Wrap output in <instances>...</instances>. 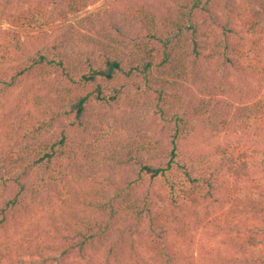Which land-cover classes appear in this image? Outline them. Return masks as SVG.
I'll return each instance as SVG.
<instances>
[{"label": "trees", "instance_id": "obj_1", "mask_svg": "<svg viewBox=\"0 0 264 264\" xmlns=\"http://www.w3.org/2000/svg\"><path fill=\"white\" fill-rule=\"evenodd\" d=\"M96 1L0 0V264H264V0H122L68 22ZM214 69L229 83L190 86ZM213 199L252 224L217 227L237 257L193 252Z\"/></svg>", "mask_w": 264, "mask_h": 264}, {"label": "rangeland", "instance_id": "obj_2", "mask_svg": "<svg viewBox=\"0 0 264 264\" xmlns=\"http://www.w3.org/2000/svg\"><path fill=\"white\" fill-rule=\"evenodd\" d=\"M122 0H97L94 4L90 5L88 8L84 9L81 13L72 15L68 22H72L73 24L77 23V21L84 17L85 15L91 14L93 12H97L102 10L112 3H117ZM63 24V23H60ZM58 26V25H57ZM0 27H8V24L0 22ZM53 27L46 28V30H50ZM209 75H202L198 82H195L196 85L191 84L190 86L194 88L196 92H201L204 88L210 89L215 85H219L221 81L225 83H229L228 80L220 78V73L214 69L212 72H208ZM210 77L209 79L207 77ZM214 76V77H213ZM258 78L255 80L254 78H249L248 81L238 75L237 77H232L231 82H235L237 85H246L249 84L251 87H254L257 84ZM248 86V87H249ZM36 107V106H35ZM230 137L229 133H222L220 135H212L204 134L203 137H198L189 140L186 143V146H183V157H187L188 152H202L208 151L211 149L212 146L224 144ZM253 143L251 147V153L254 154L255 160L259 162L264 161V136L258 137V141L253 138ZM261 182L264 185V178H262ZM253 191V186L249 185ZM157 189L159 192H163L167 189L166 181L160 180L157 182ZM248 189V188H247ZM238 205V201L234 199H225L221 201H217L215 199L212 202H209L207 206L202 207L199 210L200 218L205 219V223L200 227H208L206 231L199 230L201 233L200 237L202 238L197 248L193 250L196 255H202L210 250L213 253L221 252L223 255H227L229 257H237L239 256V252H232L231 248L227 247L226 244L223 242L224 236L221 234L220 230H217V227H224L226 223H230L231 225H235V223H241V227H245V229H250L252 227L251 223H248L247 216L244 217L243 214L239 212H235V206ZM197 218V217H196ZM41 221L43 219H40ZM49 220H44L42 222H46L45 225H49ZM243 223H246L243 225ZM231 227V226H230ZM203 231V232H202ZM145 233L148 231L145 230ZM230 249V250H229Z\"/></svg>", "mask_w": 264, "mask_h": 264}]
</instances>
